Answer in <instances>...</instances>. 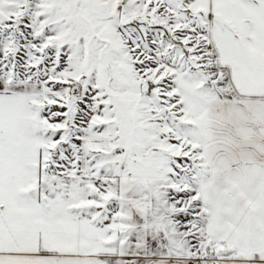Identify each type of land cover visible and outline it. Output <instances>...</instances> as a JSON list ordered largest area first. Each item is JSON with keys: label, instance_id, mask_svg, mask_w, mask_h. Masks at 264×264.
Segmentation results:
<instances>
[{"label": "snow or ice", "instance_id": "1", "mask_svg": "<svg viewBox=\"0 0 264 264\" xmlns=\"http://www.w3.org/2000/svg\"><path fill=\"white\" fill-rule=\"evenodd\" d=\"M0 264H264V0H0Z\"/></svg>", "mask_w": 264, "mask_h": 264}]
</instances>
